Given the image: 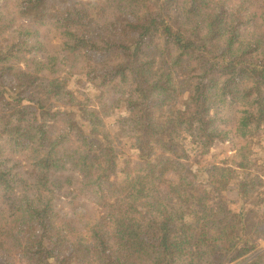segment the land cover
Listing matches in <instances>:
<instances>
[{
    "label": "trees",
    "instance_id": "trees-1",
    "mask_svg": "<svg viewBox=\"0 0 264 264\" xmlns=\"http://www.w3.org/2000/svg\"><path fill=\"white\" fill-rule=\"evenodd\" d=\"M84 13L82 26L73 18ZM52 30L62 40L57 52ZM81 79L100 91L104 110L126 108L119 119L138 157L126 161L120 188L108 140L65 113L33 118L51 94L80 109L69 82ZM227 105L244 108L251 135L262 132L264 0L1 6L0 264H223L234 251L252 252L258 244L245 243L243 210L254 204L264 217V197L220 212L203 184L160 173L173 162L161 135L189 134L211 149L230 137ZM222 171L211 175L218 189L232 180V170ZM250 174L232 182L241 194L264 196V181L250 183Z\"/></svg>",
    "mask_w": 264,
    "mask_h": 264
},
{
    "label": "rangeland",
    "instance_id": "rangeland-1",
    "mask_svg": "<svg viewBox=\"0 0 264 264\" xmlns=\"http://www.w3.org/2000/svg\"><path fill=\"white\" fill-rule=\"evenodd\" d=\"M17 1L3 0L0 7L4 6L9 10L15 9ZM84 14L80 17L81 20L78 19V16L74 17L73 20L84 26L87 20V15ZM48 41L52 51L60 50L62 40L57 31L52 30L48 33ZM222 61L215 62L218 64ZM209 66L212 64L209 63ZM177 76L178 79H182L183 73L178 72ZM69 87L80 101V109L68 107L59 94H51L41 102L42 108L37 105L33 118L39 122H44L50 114L65 113L86 124V127L98 138L99 142L103 143L108 140L119 157L118 169L115 172L116 175H113L112 181L117 188H120L126 183V177L129 174L126 161L130 159L135 161L138 157V151L133 149L129 139H126L124 135V123L119 119L127 114L125 106L114 110V113L112 110H104L99 103L100 91L87 83L85 79L78 82L70 81ZM243 111V107H229L227 105L223 108V117L227 120L225 128L229 131L230 137L226 142L217 143L211 149H204L200 140L195 136L189 134L172 135L165 131L161 137L169 145L170 151L167 156L173 162L162 167L160 173L175 183L193 179L203 184L208 190L213 204L220 212H226V207L235 210L241 209L243 205L241 203H245L248 198L251 199L252 203L259 198L263 199L264 196L259 195L258 190L257 192L252 190L249 195L241 194L238 185L232 182L233 179L239 181V178L242 179V176H246L247 173H251L249 176L250 183L254 181V176H258L264 181V126L258 135H251V131L243 126L245 116ZM247 167L249 169L245 170ZM217 168H222L224 170L222 173L225 174H231L226 171L228 169L233 171L232 180L220 189L211 182V175ZM248 205H250L248 210H245L246 206L243 210L247 219L245 243L249 245L256 243L258 246L252 252L245 253L241 257L237 251L232 252L224 259L223 264H247L257 260L264 264V217L259 216V211L254 204L249 203ZM179 229V225L174 226L172 232L177 233ZM22 264L32 263L23 259Z\"/></svg>",
    "mask_w": 264,
    "mask_h": 264
}]
</instances>
